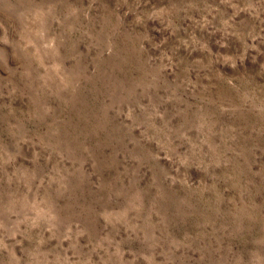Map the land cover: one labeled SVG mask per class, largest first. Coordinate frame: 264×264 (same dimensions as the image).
<instances>
[{
    "label": "rangeland",
    "instance_id": "1",
    "mask_svg": "<svg viewBox=\"0 0 264 264\" xmlns=\"http://www.w3.org/2000/svg\"><path fill=\"white\" fill-rule=\"evenodd\" d=\"M0 264H264V0H0Z\"/></svg>",
    "mask_w": 264,
    "mask_h": 264
}]
</instances>
